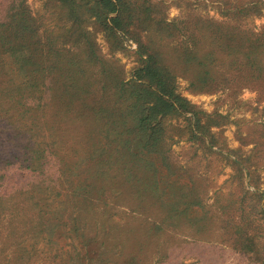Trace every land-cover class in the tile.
Wrapping results in <instances>:
<instances>
[{"label":"rangeland","instance_id":"1","mask_svg":"<svg viewBox=\"0 0 264 264\" xmlns=\"http://www.w3.org/2000/svg\"><path fill=\"white\" fill-rule=\"evenodd\" d=\"M224 1L149 0L152 19L140 29L136 27L134 34L124 35V45L118 50L112 49L96 24L88 27L99 54L115 64L118 72L122 69L128 79L146 58L139 53V43L153 52L173 53L184 42L188 45L195 29L202 36L203 22L239 26L255 34L264 31V0ZM25 4L42 30L58 31L70 22L51 0H26ZM240 9L252 11L243 16ZM218 56L221 63L212 72L210 90L193 89L191 79L176 70L177 66L166 65L177 74V92L200 112L202 129H196L198 137L189 141L187 135L180 138L174 130L184 124V117L168 121L160 155L171 174L161 178L159 194L142 190L145 188L136 178L141 179V171L130 163L113 161L96 167L91 158L93 138H97L94 125L73 116L54 124L55 129L61 128L57 135L49 131L52 124L41 125V134L24 143L31 150L40 147V152L49 148L43 171L28 175L18 165L5 168L0 164L1 172L9 169L18 174L9 184L6 179L1 183L10 191L0 188L7 193L0 196V264H72L71 257L79 264L72 244L82 249V239L87 240L84 247L91 253L82 257L81 264H264V222L259 231L252 232L253 254L236 233L252 207L264 204V78L254 80L253 72L239 70L238 63ZM261 58L264 63V53ZM7 137H0V157L16 154L24 159V151L10 149ZM68 165L70 171H66ZM96 168L105 175L93 189L87 173ZM174 182L178 183L171 184ZM38 184L54 190L48 199L51 205L42 215L29 194H23ZM243 188L250 193L244 195ZM178 201V210L171 212L169 205ZM77 218L80 228L75 233L72 227ZM41 229L53 233L51 245L41 239L36 243L34 238Z\"/></svg>","mask_w":264,"mask_h":264},{"label":"trees","instance_id":"2","mask_svg":"<svg viewBox=\"0 0 264 264\" xmlns=\"http://www.w3.org/2000/svg\"><path fill=\"white\" fill-rule=\"evenodd\" d=\"M25 1L0 0V137L4 139L8 135L6 141L11 143L10 149L24 151L25 157L21 159L16 154H5V158L0 157V164L5 168L18 165V169L28 170V175L43 171L47 158L45 152L49 148L40 152V147L38 151L31 150L24 143L41 134V125L47 127L52 124L49 131L57 135L61 128L55 129L54 124L59 119L62 123L73 116L94 125L93 132L97 138H93L92 147L95 150L91 158L96 160V167L110 165L113 161L130 163L141 171V179L136 178L142 182L145 188L142 190H147V194H159L161 178L167 179L171 174V168L160 155L170 126L168 121L184 117V124L174 130L180 138L187 135L189 141L198 137L196 129H202L200 112L177 92V74L166 65L177 66L176 70L191 79L195 90H210L212 87V72L221 63L219 53L238 63L239 70L253 72L251 77L254 80L264 78L261 58L264 31L255 34L251 29L239 26L203 22L206 27L200 25L205 29L201 32L202 36L195 29L197 34L193 32L190 35L188 45L184 42L173 53L165 50L153 52L147 44L139 43V53L146 58L141 59L142 64L135 68L133 76L125 79L122 69L118 72L115 64L99 54L94 33L88 26L96 24L107 35L112 49H121L124 35L134 34L136 27L140 29L147 23L145 21L152 19L149 0H51L70 21L58 31L53 28L42 30L36 18L28 13ZM250 11L244 13L241 10L240 14L248 15ZM92 20L95 22H90ZM209 37L210 42L207 41ZM188 114H192V118ZM162 167L167 168L163 174ZM5 170L8 172L0 170V188L9 190L1 184L2 181L6 179L9 184L17 179L18 174ZM66 171H70V165ZM87 175L94 189L95 182L103 178L105 172L96 168ZM21 188L25 189L26 185ZM2 192L0 196L7 195ZM243 192L244 195L250 193L246 188ZM24 193L29 194L42 215L51 205L48 199L54 195V190L38 184ZM178 205L180 201L170 204L171 212L177 211ZM243 220V228L236 233L240 234L243 247L253 254L255 250L251 247L255 243L252 232L262 228L264 204L258 202L254 205ZM79 222L77 218L72 227L75 233L79 231L80 227L76 225ZM51 233L41 229L34 239L51 245ZM86 242L82 239V249L72 244L79 264L82 257L91 253L84 247ZM71 261L76 264L73 257Z\"/></svg>","mask_w":264,"mask_h":264}]
</instances>
